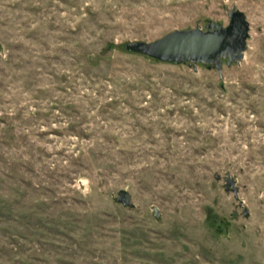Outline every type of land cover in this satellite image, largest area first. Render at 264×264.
<instances>
[{"label": "rangeland", "instance_id": "374dc122", "mask_svg": "<svg viewBox=\"0 0 264 264\" xmlns=\"http://www.w3.org/2000/svg\"><path fill=\"white\" fill-rule=\"evenodd\" d=\"M233 7L220 74L125 49ZM0 264H264V0H0Z\"/></svg>", "mask_w": 264, "mask_h": 264}, {"label": "water", "instance_id": "95a60500", "mask_svg": "<svg viewBox=\"0 0 264 264\" xmlns=\"http://www.w3.org/2000/svg\"><path fill=\"white\" fill-rule=\"evenodd\" d=\"M228 17L226 26L210 21L204 30L199 27L175 29L151 42H129L126 48L163 62L205 64L220 74L223 60L230 65L244 58L249 37V25L241 10L233 7L228 11ZM225 181V189L238 198L235 181L230 176ZM116 201L124 206H133L130 193L124 189L118 191ZM154 211L155 216H159L157 208ZM244 214L248 215L246 209Z\"/></svg>", "mask_w": 264, "mask_h": 264}, {"label": "trees", "instance_id": "16d2710c", "mask_svg": "<svg viewBox=\"0 0 264 264\" xmlns=\"http://www.w3.org/2000/svg\"><path fill=\"white\" fill-rule=\"evenodd\" d=\"M125 49H126L127 51L134 52V51H132V50L127 49L126 46H125Z\"/></svg>", "mask_w": 264, "mask_h": 264}]
</instances>
